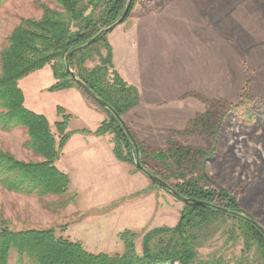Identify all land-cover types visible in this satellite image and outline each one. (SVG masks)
<instances>
[{"label":"rangeland","instance_id":"374dc122","mask_svg":"<svg viewBox=\"0 0 264 264\" xmlns=\"http://www.w3.org/2000/svg\"><path fill=\"white\" fill-rule=\"evenodd\" d=\"M39 2L56 7L53 0H0V51L22 18H41ZM134 10L131 18L145 14L160 22L161 28L153 36L155 63L166 65L170 72L166 80L174 83L173 89L180 94L167 104V118L157 116V122H141L138 138L152 147L165 148L169 130L185 129L190 120L208 109V104L188 93L218 100L216 110L222 123L217 141L201 134L176 138L213 149L205 159L209 177L231 192L241 204L242 214L257 220L264 229V0H138ZM99 62L95 57L86 66L92 68ZM155 79L154 85H163L162 77ZM56 81L50 65L22 78L19 84L26 107L46 116L54 131V123L69 114L70 144H76L78 134L97 135V129L108 118L106 110L78 87L72 88L81 93L82 99L72 97L71 88L50 90ZM26 139L23 128L0 129V149L21 160H40L24 146ZM120 162L122 166L130 165ZM130 167L132 173L140 172L144 179L134 182L123 177V168H112L110 176L123 187H104L101 195L70 185L66 196L39 198L0 185V220H7L15 230L54 227L58 236L80 241L94 253H122L124 244L119 234L130 229L137 233V249L141 251L143 234L154 227L175 226L184 202L153 183L144 172L135 171V166ZM143 185L135 194L97 208L91 205ZM73 196L75 202H70ZM242 248V240L235 244L220 230L199 248V254L203 260L222 258L225 264H233Z\"/></svg>","mask_w":264,"mask_h":264},{"label":"trees","instance_id":"16d2710c","mask_svg":"<svg viewBox=\"0 0 264 264\" xmlns=\"http://www.w3.org/2000/svg\"><path fill=\"white\" fill-rule=\"evenodd\" d=\"M53 2L56 7L39 2L41 18H22L0 51V129H25L27 139L24 146L40 158L25 161L10 151L0 149V185L9 191L39 198L69 193L71 179L56 163L71 136L68 130L71 116L65 114L62 120L56 121L54 131L46 116L26 107L25 95L19 84L22 78L50 65L57 79L50 90L78 87L87 94L81 83L68 72L71 68L82 83L121 117L140 102L138 88L129 84L114 67L113 48L108 40L111 31L67 60L71 50L84 45L117 21L128 0ZM137 3L138 0H133L123 22ZM95 57L99 58V64L87 67L86 63ZM187 95L201 99L208 104V109L190 120L185 129L169 130L165 148L148 145L130 128L137 141L138 153L120 119L88 95L108 113V118L96 133L111 135L117 159L135 166V171L161 178L182 196L191 199L184 202L175 226L147 230L142 237L141 251L137 249V233L124 230L119 234L124 251L110 254L90 252L80 241L58 236L54 227L15 230L7 220H0V264H225L222 258L203 260L199 254V248L220 230L235 244L242 240L241 256L233 264H264V231L234 214L244 213L241 204L206 172L205 159H209L213 149L210 152L176 138L201 134L215 142L220 133L222 116L217 111L219 101L197 93ZM70 202H75V196L70 198ZM214 205L234 213L220 211ZM229 220L235 222L229 223Z\"/></svg>","mask_w":264,"mask_h":264},{"label":"crops","instance_id":"0c3cea01","mask_svg":"<svg viewBox=\"0 0 264 264\" xmlns=\"http://www.w3.org/2000/svg\"><path fill=\"white\" fill-rule=\"evenodd\" d=\"M134 11L122 25L120 24L109 33L108 40L113 48L115 69L129 84L136 86L140 93L139 104L123 116L125 122L138 136L141 122L150 119L157 122L155 119L157 116L167 118V104L180 94L173 89L174 83L170 84V80H166L170 74L166 65L161 66L155 63L152 49L153 36H156L154 35L155 30L161 28L160 22L152 15L145 14L141 17L136 15L131 18ZM120 26L121 28H119ZM188 69L190 72V68ZM189 72L187 76L191 75ZM183 74V71L179 73L180 76H183ZM159 76L164 79L162 86L154 85L155 78ZM69 91H71L70 95L72 97L82 99L81 93L77 89L71 88ZM169 92H171L170 95H168ZM181 92L182 90L179 93ZM177 108L183 114V108L180 106ZM101 116L104 118V114H101ZM76 137L77 142L75 145L70 144L73 142L72 137L67 141L63 153L56 163L60 170L69 175L72 187L81 186L86 188L90 190L91 195L92 193L101 195L100 190L104 187L114 188L116 186L115 189L119 190L123 186H118L116 177L110 176L112 168L117 170L123 168V177L126 175L129 180L133 179L134 182L138 179H144L140 172L132 173L130 165L127 164L129 167L122 166L120 160L115 157L111 135L84 136V134H78ZM67 158L71 160H67ZM144 187L143 185L139 189L137 187L127 191L123 190L121 193H117L115 199L114 197L109 200L102 199L91 205L97 208V206L108 204L118 198L135 194ZM136 204H138V200Z\"/></svg>","mask_w":264,"mask_h":264},{"label":"water","instance_id":"95a60500","mask_svg":"<svg viewBox=\"0 0 264 264\" xmlns=\"http://www.w3.org/2000/svg\"><path fill=\"white\" fill-rule=\"evenodd\" d=\"M132 4H133V0H128V3L126 5V8L123 12V14L121 15V17L115 21L113 24H111L110 26L104 28L97 36H95L94 38H92L90 41H88L87 43H85L84 45L78 47V48H75L73 50H71L68 55H67V60L71 57L72 54H74L75 52L79 51V50H82L84 48H86L87 46L91 45L92 43H94L102 34L106 33V32H109V31H112L114 30L117 26H119L120 24L123 23V21L125 20V18L127 17L131 7H132ZM68 72H70L73 76V78L78 82V83H81V86L82 88L85 90V92L91 96L94 100H96V102H98L100 105H102L103 107H106L107 109H109L110 111H112L121 121L122 125H123V128L125 129L129 139L133 142V144H135L136 146V150H137V153H138V147H137V141H136V138L134 137L129 125L125 122L124 118L121 117L120 115H118V113L116 111H114V109L105 101L103 100L102 98H100L98 95H96L87 85H85L84 83H82L78 77L76 76V74L74 73V71L71 69V68H68ZM138 166L140 168H142V165L140 163H138ZM147 174V173H146ZM148 176H150L153 180L157 181L164 189H166L168 192H170L173 196H175L176 198H178L179 200L183 201V202H186V201H191V199L189 198H186L184 196H182L180 193H178L172 186H170L167 182H165L164 180H162L161 178L157 177V176H154V175H149L147 174ZM195 201L196 203H199V204H204L205 202L203 201H198V200H193ZM214 207L220 211H223V212H227V213H234V212H231L230 210H228L227 208H224L222 206H217V205H214ZM236 215H238L240 218H242L243 220H245L246 222L250 223V224H253L257 227H259L261 230L264 231L263 227L259 224V222L251 217H248L242 213H234Z\"/></svg>","mask_w":264,"mask_h":264}]
</instances>
